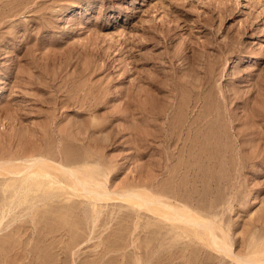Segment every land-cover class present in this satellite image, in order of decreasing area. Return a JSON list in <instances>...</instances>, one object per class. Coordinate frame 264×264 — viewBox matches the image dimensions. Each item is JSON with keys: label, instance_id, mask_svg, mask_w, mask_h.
<instances>
[{"label": "rangeland", "instance_id": "obj_1", "mask_svg": "<svg viewBox=\"0 0 264 264\" xmlns=\"http://www.w3.org/2000/svg\"><path fill=\"white\" fill-rule=\"evenodd\" d=\"M39 158L263 252L264 0H0V162ZM53 174L31 192L0 176V264H241Z\"/></svg>", "mask_w": 264, "mask_h": 264}, {"label": "bare ground", "instance_id": "obj_2", "mask_svg": "<svg viewBox=\"0 0 264 264\" xmlns=\"http://www.w3.org/2000/svg\"><path fill=\"white\" fill-rule=\"evenodd\" d=\"M52 173L56 174L59 178L62 179V186L66 190L76 195H83L84 198L86 197V199H91L92 202L105 203L117 199L125 202L128 206H134L141 211H146L166 222L172 224H181L187 227H192L194 229L196 228L201 231L208 240L213 241V243L216 244L220 248V250L224 252L225 255L232 257L230 252L229 237L211 220L199 216L185 206L170 204L167 199L152 195L151 193L140 189H133L128 192H124L119 196H112V194L108 191L107 187L103 183L96 181L89 176H85L76 170L65 168L60 164L45 161L42 158L27 160L25 159L24 161L20 162H0V176L8 177L14 174L21 175V178L17 177L19 178V181H17V183H20V185L24 186V189L26 187L27 190H30L31 187H33L36 183H42L44 179H48V181L51 180V183L49 182L50 184H52V181L58 182V180L52 177ZM38 186L36 188H38ZM55 186L53 185L54 188ZM41 190H39V192ZM59 190L58 192H61V189ZM18 191L20 190L18 189ZM25 191L22 192V195L25 194ZM40 198L41 197H39V199ZM43 201L44 200L42 199L41 202ZM217 232L220 233V238L217 236ZM232 258L239 261L241 264H264V251L250 253L247 256L241 258Z\"/></svg>", "mask_w": 264, "mask_h": 264}]
</instances>
